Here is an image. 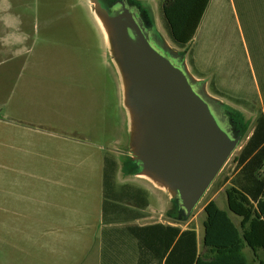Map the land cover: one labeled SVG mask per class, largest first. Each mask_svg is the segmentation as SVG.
<instances>
[{
	"label": "rangeland",
	"instance_id": "374dc122",
	"mask_svg": "<svg viewBox=\"0 0 264 264\" xmlns=\"http://www.w3.org/2000/svg\"><path fill=\"white\" fill-rule=\"evenodd\" d=\"M142 1L191 73V46L210 50L220 35L210 10L203 17L205 9L188 0L174 6V33L189 37L179 47L162 22L163 0ZM125 83L96 0H0V264H44L45 255L54 264L87 253L95 235L79 227L98 224L105 157L115 162V183L158 188H150L155 219L175 220L173 193L132 167L134 119L120 99ZM238 122L236 149L188 219L236 172L234 158L255 124L248 115Z\"/></svg>",
	"mask_w": 264,
	"mask_h": 264
},
{
	"label": "crops",
	"instance_id": "0c3cea01",
	"mask_svg": "<svg viewBox=\"0 0 264 264\" xmlns=\"http://www.w3.org/2000/svg\"><path fill=\"white\" fill-rule=\"evenodd\" d=\"M204 9L203 17L210 10V23L219 28L211 27L224 37L210 38L215 41L210 50L191 46V74L204 82L207 94L236 120L248 115L255 121L248 139L256 119L264 118V0H207ZM225 90L230 93L227 97L221 92ZM261 173L264 175V167ZM130 186L113 182L105 187L103 178L98 224L95 227L84 220V226L79 227L81 232L95 235L92 244L85 243L87 253L79 259H57L54 264H165L171 250L170 246L159 258L160 232L165 228L151 229L153 235L146 244L134 234L155 224L183 231L190 223L196 231L197 256L193 264H264V194L254 202L229 178L186 221L162 222L155 219L160 211L151 204L154 194L150 188H158L149 182ZM50 249L59 257V252ZM42 262L49 264L46 255Z\"/></svg>",
	"mask_w": 264,
	"mask_h": 264
},
{
	"label": "water",
	"instance_id": "95a60500",
	"mask_svg": "<svg viewBox=\"0 0 264 264\" xmlns=\"http://www.w3.org/2000/svg\"><path fill=\"white\" fill-rule=\"evenodd\" d=\"M125 76L126 103L134 119L136 169L164 184L185 216H190L236 149L241 135L222 127L224 107L210 97L204 82L188 71L184 54L158 36L159 51L117 9L98 5ZM154 31H150L153 37ZM169 58L175 62L172 63Z\"/></svg>",
	"mask_w": 264,
	"mask_h": 264
},
{
	"label": "trees",
	"instance_id": "16d2710c",
	"mask_svg": "<svg viewBox=\"0 0 264 264\" xmlns=\"http://www.w3.org/2000/svg\"><path fill=\"white\" fill-rule=\"evenodd\" d=\"M173 2V0H163L161 4V19L165 25L166 31L170 39L179 47L185 46V41L189 37L178 38L175 33L170 19V13L172 12L174 6L176 7L179 3ZM186 6L194 7L199 5L201 12L203 11L207 0H188ZM168 12V17H167ZM170 22V23H169ZM171 24V25H170ZM171 26L172 29L171 30ZM243 134V129L241 130ZM236 162V172L230 177V182L232 185L236 186L242 193L247 195L252 201L256 202L264 194V175H262L261 170L264 167V118L262 116L256 119V125L252 131V134L246 140L245 144L242 146L238 155L234 158ZM136 169V168H134ZM137 170V169H136ZM115 174V162L105 157L104 159V184L105 187L114 182ZM229 178H225L227 180ZM107 197V196H106ZM175 207L171 213V217L177 222L186 221L187 216L184 215L181 209L178 208L176 200H174ZM153 228H165V232H160L161 234V250L159 253V258H163L166 251H169L165 264H193L197 256L196 248V231L193 223L188 225L186 230H181L179 227L164 226L163 224H155L151 226H145L143 229H139V234H134V236L140 241L146 244L151 236ZM141 231L144 237L141 236ZM175 239V241H174ZM152 248H150L151 250ZM217 256L213 257L216 259ZM208 258V257H207Z\"/></svg>",
	"mask_w": 264,
	"mask_h": 264
},
{
	"label": "flooded vegetation",
	"instance_id": "af4514ba",
	"mask_svg": "<svg viewBox=\"0 0 264 264\" xmlns=\"http://www.w3.org/2000/svg\"><path fill=\"white\" fill-rule=\"evenodd\" d=\"M96 2L97 5L104 7L109 13H113L114 11L119 9L121 13L125 12L129 14V16L134 22V26L130 25L127 27L129 37L133 41H136L137 35L135 30L138 29L144 35L146 40L153 46V48L159 51V45L156 44L154 40L156 36H158V38L160 36L155 28L151 13L142 0H96ZM151 30L154 31L153 37L150 35ZM169 60L172 63L175 62L172 58H169ZM120 99L122 105L126 103L125 89L122 91V96H120ZM220 123L222 124V127L228 129L229 132L234 136H237L239 134L242 135L241 128H239L238 125L239 122L231 114V112L227 111L226 109H224V112L222 114V120H220ZM126 131L127 133L129 131L128 124L126 127ZM131 163L132 167L136 168L134 160H132Z\"/></svg>",
	"mask_w": 264,
	"mask_h": 264
},
{
	"label": "bare ground",
	"instance_id": "6f19581e",
	"mask_svg": "<svg viewBox=\"0 0 264 264\" xmlns=\"http://www.w3.org/2000/svg\"><path fill=\"white\" fill-rule=\"evenodd\" d=\"M108 27V26H107ZM109 30V29H108Z\"/></svg>",
	"mask_w": 264,
	"mask_h": 264
}]
</instances>
